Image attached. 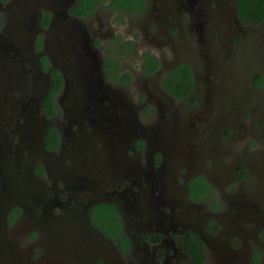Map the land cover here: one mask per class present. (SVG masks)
<instances>
[{
	"label": "flooded vegetation",
	"instance_id": "obj_1",
	"mask_svg": "<svg viewBox=\"0 0 264 264\" xmlns=\"http://www.w3.org/2000/svg\"><path fill=\"white\" fill-rule=\"evenodd\" d=\"M100 10L106 15L117 13L112 12L106 2L97 7L93 14ZM92 17L93 15L84 21L89 27L93 41L99 43L98 47L95 44L94 46L103 55L100 38L102 33H99L100 30H94L95 22ZM107 20L109 31L106 33L107 35L110 33L111 37L114 31L109 19ZM263 25L264 18L256 25L246 24L240 20L236 10V0H147L143 15L133 19L131 27L136 33L138 32L140 45L144 47L143 51H148L157 59L158 67L153 74H143L141 71L143 52H141L139 74L134 78L131 77L129 83L119 85L128 87L136 78L138 92L136 109L139 113L148 120V123L156 112L162 124L165 123L168 127L175 123L178 126H186L184 133L187 134L183 136L186 137V144L191 147L192 152L184 160L181 159L180 154L172 160L168 158L166 162L170 165L172 173L165 174L167 190H165L166 185L157 183L153 185L152 192H149L150 186L145 183L143 177L124 178L120 175L121 170L115 171V179L102 183L94 194L86 190L73 192L60 180L53 181L54 179L48 177L45 172L43 175L34 173L43 184L44 192L51 196L49 199H57L61 204L54 209L56 221L51 225L52 231L38 233L33 229L38 225L25 217L20 208L16 207L20 210V214L12 225L8 226L7 238L26 245V249L31 250L34 260L37 259L35 252L40 253L39 257L52 254L61 264H264V189L263 184H260L262 180L264 181V157L257 156V153L247 157L245 152L248 146L252 147L250 142L242 149L234 145L235 139L238 138L237 133L242 135L240 129L231 127L227 130L226 120L221 118V114L216 116L217 109L211 107L214 105L211 101L216 103L213 97L222 103L217 98L222 94L214 89V82L208 79L207 75L204 78L205 74L201 72L198 76L195 70L197 61L198 64H200L199 60L207 62L204 53L208 55L209 52V60L211 59L212 64L221 71L226 67L218 63L220 60L218 54L223 53V45L230 43L237 45L242 42L246 33L257 30ZM134 33L132 40L123 39L124 42H133L130 56L134 55L133 50L137 47V37ZM40 36L43 38L39 35L36 41ZM41 51L42 48L40 51L35 49V53ZM41 56L38 57V61ZM130 56L123 60L117 56L114 58L119 64V74L127 73L121 66L122 61ZM13 62L16 69L27 68L24 57L15 56ZM181 65H187L191 69L193 88L189 96L177 99L162 88L161 81L170 69ZM200 68L207 71L205 64ZM107 84L119 86L109 82ZM206 89L208 97L205 98L202 93ZM139 91L145 95L144 99H141L142 95ZM121 93L128 102L130 98L128 91L125 94L122 91ZM56 98L55 106L59 110L60 105L57 104ZM149 98L167 99L170 103L161 108L155 101L150 105ZM201 102H204L203 107H195ZM207 103L209 105H206ZM14 113H17L16 117L1 128L3 134L5 132L8 134L7 143L12 149L19 145L18 133L14 134L12 130L15 131L14 120L18 118L20 111L16 109ZM57 116L53 117L54 121ZM64 124L60 126L61 129L67 127L69 123ZM189 124L193 128L189 129ZM85 130L90 131L88 127ZM72 131L76 133L77 128L72 127ZM222 135L227 137L226 141H223ZM229 138L233 140L232 143ZM136 140L142 141L141 150L134 147ZM136 140L132 142L127 157L130 162L139 166L138 170L141 172L147 167L149 160L143 153L144 141ZM183 140L184 138L177 141ZM95 146L100 149L99 143L96 142ZM8 156L10 157V154ZM163 157L160 151L153 153L151 165L159 166ZM99 160L101 163L104 162L102 157ZM66 164H69L68 160ZM197 179L204 182L208 188L199 200H192L188 197V192L201 183ZM140 192L144 194V198L139 203L141 212L138 215L121 209V196L132 197ZM106 194L111 197L109 202L102 201L91 206L87 211L90 225H86L83 206L90 195L100 198L105 197ZM103 205H111L119 216L120 235H116L115 238L126 239L124 246L128 248L125 251L119 248V242H115L113 238L94 227L90 221V215H93V218L96 216V220L103 216L106 209ZM40 214H42L40 210L35 212L36 219ZM82 224L95 237L93 253H76L74 250L69 251L64 248V242L70 237L71 228L73 227L75 232L77 231L75 229L79 230L83 227ZM22 226L29 227L23 231ZM33 232L36 237L30 240L29 235ZM193 237L197 238L201 246L200 261L199 256L193 259L191 251H188ZM38 242L44 250L42 253L36 250Z\"/></svg>",
	"mask_w": 264,
	"mask_h": 264
},
{
	"label": "water",
	"instance_id": "obj_2",
	"mask_svg": "<svg viewBox=\"0 0 264 264\" xmlns=\"http://www.w3.org/2000/svg\"><path fill=\"white\" fill-rule=\"evenodd\" d=\"M76 1L0 2L3 18L0 30V264H52L57 261L52 254L34 260L30 249H21L6 236L7 215L13 207H19L25 217L38 225L33 228L38 233L51 230L56 221L54 209L61 204L57 199H49L51 196L44 192L43 184L33 172L36 164H40L53 181L60 180L73 192L86 190L94 194L102 183L114 180L118 170L124 178L143 177L152 192L157 183L166 185L167 190L165 174L171 175L172 170L170 172L166 160L177 158L182 152L186 157L192 152L188 144L177 141L183 139V125L168 127L164 123L160 128L158 124H142L137 118L138 110L125 101L118 88L107 84L103 58L94 46L87 23L69 15ZM44 11L51 16L45 30L40 25ZM39 35L43 36L42 51L35 53ZM41 55H45L50 63L46 71L39 65ZM15 56L25 58L26 69L14 67ZM50 70H57L62 77V89L56 102L63 111L66 124L69 123L62 129L60 126L65 122L57 124V119L47 118L42 109L52 83ZM159 104L163 108V104ZM16 109L20 114L14 120L15 131L12 133H18L19 145L12 149L7 143L8 134H3L1 128L16 117ZM50 126L55 127L59 136L55 151L45 147L46 131ZM72 127L77 128L76 133ZM86 127L90 131H86ZM178 137L182 138L176 139ZM136 139L144 141L143 153L149 160L141 172L127 157ZM96 142L100 149L96 148ZM158 151L165 160L154 167L151 157ZM101 157L103 163L99 160ZM110 198L108 194L100 198L90 195L83 206L86 225H90L87 216L90 207L102 201L109 202ZM143 198L142 192L132 197L121 196L120 207L138 215ZM37 210L42 214L36 219ZM82 225L75 232L71 228L64 248L76 253H93L95 237Z\"/></svg>",
	"mask_w": 264,
	"mask_h": 264
},
{
	"label": "rangeland",
	"instance_id": "obj_3",
	"mask_svg": "<svg viewBox=\"0 0 264 264\" xmlns=\"http://www.w3.org/2000/svg\"><path fill=\"white\" fill-rule=\"evenodd\" d=\"M92 18L95 22L93 25L94 30H100L99 33H102L101 35L104 37H100L102 39L101 44H103L102 56L106 54L107 57L114 59L116 54L107 51L106 45H109L117 36H119L122 40H132V34L134 33L135 29L131 27V23L134 17H121L118 13L106 15L103 10H100L93 14ZM107 19H109V24L114 31L111 37L109 35L110 33H108V35L106 33L109 31L106 25V22L108 21ZM84 24H86V22H84ZM134 34V36L137 37V47H135L136 51L134 48V55L131 54L128 59L122 61L123 63L121 66L122 69H125L124 72L131 74V77L133 78L140 72L139 53L145 52L143 51L144 47L140 45L141 39H139L140 36L138 35V32L136 33L135 31ZM223 47V53L220 52V54H218L220 58L218 63L225 65L226 67L219 71L216 65L212 64L210 61L211 59L209 60L208 56H210V54L208 52V55L204 53L207 62L204 60H199L200 64H198L197 61L195 65L196 74L200 76L201 72H203L205 74L204 78H206L207 75L208 79L214 82V89L222 94L221 97L217 96V98H219L223 104L217 100L216 97H213L215 98L216 103L211 101L214 104L211 107L217 109L218 113H216V116L221 114V118L226 120L228 124V127H226L227 130H230L231 127L240 129L242 135L237 133L238 138H236L237 136H234L236 138L234 145H236L238 149H242L246 147V143L250 142V144L252 143V147L248 146L249 148L247 149V152H245L247 153V157L256 153L257 156L262 155V157H264V85L262 87H256L253 82V77L256 75L261 76L262 80H264V25L257 30L246 33L242 38V42L238 43L237 45L230 43L229 45H223ZM203 64L206 65L207 71H203L200 68V66L203 67ZM116 88L120 89L122 92H124V94L128 91L127 94L131 98V100L128 98V102L132 103L134 109L136 110L138 102L136 78L132 80L128 87L118 86ZM139 93L142 95L141 99H144L145 95L140 91ZM31 94L32 93H30L28 97H30ZM202 94L205 98L206 96L208 97L207 89ZM149 100L150 105H153V101L162 103L164 106H166L167 103H170L167 99L157 100L156 98H149ZM203 105L204 102H201L195 107L199 108L203 107ZM206 105L209 104L207 103ZM139 116L141 117L139 118ZM137 118H139V121L144 125L158 124L160 128L164 126L161 122L162 120L160 116L156 112L154 113L150 123H148V120L143 118L142 114L139 113V110L137 111ZM65 120L66 119L64 118L63 111L59 108L56 123L59 124L65 122ZM175 125L177 124L175 123ZM183 127L185 130L186 126ZM188 127L189 129L193 128V126L190 124ZM225 135H228V133H225ZM222 136L224 138L223 141H226L225 138L227 137L224 135ZM183 138L184 140L181 144L186 143V137L183 136ZM229 140H231V143L233 142L231 138H229ZM180 157L182 160L185 159L183 152ZM260 184H263L262 188L264 189L263 180ZM27 227L24 228L23 231H25ZM15 242L21 249H26V245L20 243V241ZM36 250L40 251L41 253L44 251L39 242L37 243ZM35 255H37L35 258H38L40 253L35 252ZM62 262L65 263L63 259ZM57 263L61 262L56 261V263H54L53 261L52 264Z\"/></svg>",
	"mask_w": 264,
	"mask_h": 264
},
{
	"label": "trees",
	"instance_id": "obj_4",
	"mask_svg": "<svg viewBox=\"0 0 264 264\" xmlns=\"http://www.w3.org/2000/svg\"><path fill=\"white\" fill-rule=\"evenodd\" d=\"M9 0H0L5 3ZM107 3V7L112 12H117L121 17H140L145 11V5L147 0H77L74 7L69 11V15L79 19H87L93 15L94 10L101 6L103 3ZM237 15L240 20L246 24L256 25L264 18V0H236ZM50 20V14L48 12H42L40 18V25L43 29H46ZM3 27V20L0 14V30ZM42 37H38L36 41L35 49L40 51L42 48ZM122 42V44H121ZM95 46H99V43L94 42ZM132 41L124 42L119 36L115 37L109 45H106V49L113 54H116L120 60L130 56L132 51ZM141 71L143 74L150 75L155 73L158 67V61L155 57L151 56L148 51L141 54ZM103 68L106 74L107 82L115 85H125L131 81V76L128 73H120L119 64L111 57L103 56ZM39 65L43 71H46L49 66V62L45 56H41L39 59ZM52 83L47 96L43 101V112L47 118H53L58 115V108L55 106V98L62 89V77L57 70H50L49 72ZM254 85L257 87L263 86L262 77L256 75L253 77ZM162 88L172 97L182 99L189 96L193 88V75L191 69L187 65L177 66L170 69L161 81ZM120 86V85H119ZM150 112V111H149ZM58 134L54 126L48 127L45 136V147L48 151H55L58 146ZM142 141L136 140L134 147L142 148ZM33 172L38 175H43L44 171L40 165H36ZM201 183H198L191 190L189 189L188 197L192 200H199L201 196L206 193L208 186L197 179ZM105 207V213L103 216L96 220L93 215H90V221L94 227L104 232L110 238H113L115 242H119V248L125 251L127 246H124L126 239L124 237L115 238L116 235H120V219L111 205H103ZM98 209V208H97ZM97 209L95 211H97ZM20 214L18 208H13L9 214L7 224L11 226L16 217ZM36 234L33 232L29 235L30 240L34 239ZM193 242L189 246L191 251V257L201 260V246L196 237H193ZM197 257V258H196Z\"/></svg>",
	"mask_w": 264,
	"mask_h": 264
}]
</instances>
